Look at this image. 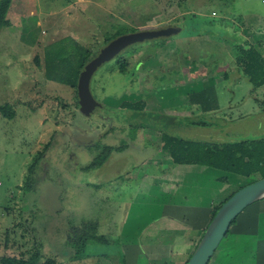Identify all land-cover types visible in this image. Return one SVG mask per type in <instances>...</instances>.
Returning a JSON list of instances; mask_svg holds the SVG:
<instances>
[{
    "label": "rangeland",
    "instance_id": "1",
    "mask_svg": "<svg viewBox=\"0 0 264 264\" xmlns=\"http://www.w3.org/2000/svg\"><path fill=\"white\" fill-rule=\"evenodd\" d=\"M258 16L264 0H12L11 26L0 36V105L14 112L0 114V258L38 252L58 264H123L128 203H161L175 192L168 183L176 165L160 151V133L139 123L200 142L264 136V86L254 90L236 64L237 42L264 48ZM167 26L182 29L161 45H129L96 69L89 88L101 106L83 115L70 87L78 79L75 42L96 55L117 33ZM120 56L124 73L113 68ZM207 87L219 109H190L188 94ZM137 101L144 108L135 113L127 103ZM106 148L103 164L88 167ZM33 164L31 192L23 187ZM238 178L242 187L257 176ZM222 186L229 195L240 188ZM257 203L236 217L244 227ZM87 219L106 240H90L86 257L70 260L67 233Z\"/></svg>",
    "mask_w": 264,
    "mask_h": 264
},
{
    "label": "crops",
    "instance_id": "2",
    "mask_svg": "<svg viewBox=\"0 0 264 264\" xmlns=\"http://www.w3.org/2000/svg\"><path fill=\"white\" fill-rule=\"evenodd\" d=\"M258 24H264V16L256 20ZM254 47L264 57V48ZM172 173L168 187L175 186L173 200L167 198L169 194L161 203L158 198L144 200V204L128 203L134 213L131 225L121 228L123 264H185L211 221V211L229 195L222 185H241L240 175L196 164L173 166ZM153 191L161 193L160 189ZM256 202L253 223L244 227L236 218L208 264H264V198Z\"/></svg>",
    "mask_w": 264,
    "mask_h": 264
},
{
    "label": "trees",
    "instance_id": "3",
    "mask_svg": "<svg viewBox=\"0 0 264 264\" xmlns=\"http://www.w3.org/2000/svg\"><path fill=\"white\" fill-rule=\"evenodd\" d=\"M12 0H0V31L9 26L7 14L10 9ZM182 29V28H181ZM123 31L119 34L129 33V31ZM131 32V31H130ZM115 35V36H116ZM114 36V37H115ZM116 36V37H117ZM167 37H160L151 39L153 43L150 45H161ZM110 39H106L102 45H106ZM144 42V41H143ZM149 42V41H146ZM136 44V43H135ZM132 44V45H135ZM76 49L79 51V67L77 77L82 71L84 65L94 57L92 49L84 45H79L75 42ZM239 48V55L237 56V66L242 69L244 76L252 85L253 89L264 86V57L258 52L256 47L252 45L248 40H245L241 44H237ZM102 47V46H101ZM98 46L94 52H99L101 49ZM91 51V52H90ZM120 73H124L128 67V61L126 57H117L113 65ZM46 75V73H45ZM78 80V79H77ZM71 88L76 84H71ZM188 106L190 109L196 106L202 113H209L211 111L219 109V105L216 99V93L213 87H207L198 91L190 92L188 94ZM129 109H134L137 113V109L141 107L143 110L144 102L137 101L135 103H127ZM0 114L7 119L14 117V112L9 104L0 105ZM157 115V114H155ZM141 128L151 126V129L158 130L160 133V151L164 154H168L171 162L174 165L180 164H196L201 166L212 167L226 172H231L243 177L257 176V179L264 177V136H246L244 138H238L234 141H223L219 143L214 142H200L193 140H186L179 136L170 134L167 130L160 128L156 124L153 126L151 122L144 121L139 123ZM109 155V149H104L101 153L97 154L94 160L88 167L98 168L103 164ZM29 174L25 180L23 189L26 191H33L35 185L38 183V179L34 174V164L29 167ZM236 191V190H235ZM232 193L228 196L230 197ZM227 197V198H228ZM226 198V199H227ZM225 199V200H226ZM224 200V201H225ZM223 201V202H224ZM222 202V203H223ZM221 206L218 205L211 211V219L216 214L217 210ZM95 221V220H94ZM90 220L81 222L79 226H70V230L67 233L66 242L69 245V259L81 260L86 257L85 250L86 245L90 240L105 242L106 237L97 233V223ZM235 220L232 222V224ZM231 224V225H232ZM229 230L227 231V233ZM104 237V238H103ZM41 255L37 252L25 258L21 257H1V264H58L53 258H45L41 260Z\"/></svg>",
    "mask_w": 264,
    "mask_h": 264
},
{
    "label": "water",
    "instance_id": "4",
    "mask_svg": "<svg viewBox=\"0 0 264 264\" xmlns=\"http://www.w3.org/2000/svg\"><path fill=\"white\" fill-rule=\"evenodd\" d=\"M180 31L181 27L179 26H167L160 29L124 33L110 40L84 65L79 73L76 86L79 111L88 116L96 107L100 106L90 91L89 83L93 73L101 64L113 59L129 45L160 37H169ZM262 198H264V177L233 192L221 204L185 264H208L236 217L247 206Z\"/></svg>",
    "mask_w": 264,
    "mask_h": 264
},
{
    "label": "flooded vegetation",
    "instance_id": "5",
    "mask_svg": "<svg viewBox=\"0 0 264 264\" xmlns=\"http://www.w3.org/2000/svg\"><path fill=\"white\" fill-rule=\"evenodd\" d=\"M101 106V105H100Z\"/></svg>",
    "mask_w": 264,
    "mask_h": 264
}]
</instances>
